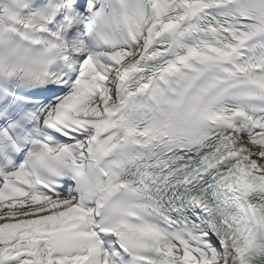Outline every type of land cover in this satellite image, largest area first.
Wrapping results in <instances>:
<instances>
[{
  "label": "snow or ice",
  "instance_id": "6c2138e0",
  "mask_svg": "<svg viewBox=\"0 0 264 264\" xmlns=\"http://www.w3.org/2000/svg\"><path fill=\"white\" fill-rule=\"evenodd\" d=\"M0 264H264V0H0Z\"/></svg>",
  "mask_w": 264,
  "mask_h": 264
}]
</instances>
